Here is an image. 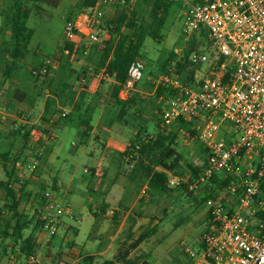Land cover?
<instances>
[{"label": "rangeland", "instance_id": "1", "mask_svg": "<svg viewBox=\"0 0 264 264\" xmlns=\"http://www.w3.org/2000/svg\"><path fill=\"white\" fill-rule=\"evenodd\" d=\"M43 2L41 6L45 14L37 16L33 13L27 22L28 27L35 31L30 46L31 52L25 60L18 63L11 78L4 77L5 64L0 58V109L8 114V119L3 124L0 119V132L5 135V138L0 141V150L12 153L10 163L6 164L8 169H12L13 159L20 157V164L15 167V171L22 172L21 178L17 175L22 183L26 180L29 182L28 192L33 195L51 193L55 201L62 207L70 208L73 214H64L60 217L56 233L49 235L45 228L38 226L37 211L42 207L37 203V198L32 196L28 201H24L20 211L28 225L23 231L22 239L8 238L3 242L0 240V264L4 262L25 264L27 257L22 254L21 248L31 235L39 244L38 253L34 254L37 264H84L81 256L98 254L96 247L99 248L100 242L95 240L100 239L102 248H107L112 238H116L124 220L118 216L116 218L111 216L109 220L104 219L103 213L107 210L103 212L101 209L103 205H99V198L89 191L91 176L88 175L95 168L88 155L90 150L97 151L102 147V142L99 139H93L87 147L84 146L85 143H82L81 138L82 130L78 124L79 115L73 114L70 106L65 107L69 112L67 116L69 119L66 122L60 121L58 127L55 125L53 127V123L61 119L59 114L62 112L60 109L62 103L60 107L56 105L53 109L50 125L45 126L42 123L45 102L49 99V95H52L50 88L55 89L61 81L66 80L65 77L68 75L66 82L72 86V92L76 93L77 97L84 92L88 93V100H92L100 109L99 119L97 117L96 120V133L103 136L107 132L106 128H110L114 137H119L117 140L119 143L116 145L124 152L131 138L138 131L147 132L144 134L145 140L155 138L159 132H162L159 125L161 105L155 98L152 82L161 73L170 55L176 54V50L185 46L183 23L188 5L186 0H175L164 28V41L157 43L148 38L145 42L141 60L145 69L144 75L131 95L136 105L128 111L127 116L121 118L120 109L113 99L115 84L89 74L81 76L86 66L94 65L96 52L105 45L106 41L91 45L87 40L79 41L75 55L70 61V70L61 71L59 64L57 69L52 70L51 81L48 84L42 79L37 82L32 76L34 68L40 66L46 57H62L65 50L66 23L70 22V19L81 18L84 13L79 7V0H43ZM114 2L118 4L117 9L111 10L106 6L103 8L105 17L102 26L115 20L124 6L120 0H114ZM33 5L32 1L29 2L28 8L33 10ZM133 7L138 9L142 18H148L150 7L144 0H134ZM5 8L6 0H0V52L3 42L8 39V34L3 32ZM86 45L89 46L88 49ZM82 77L89 81V85L80 84ZM21 119L32 122L28 127L31 131L28 141L16 133L23 127L24 123ZM176 128L175 126L174 130ZM177 150L183 157L181 171L184 173H190V168H200L208 156L205 146L197 141L188 145L179 142ZM108 156L107 165L119 166V170H122L118 175L119 179L125 176L126 181L131 184V193L127 195L129 206H124L125 209L121 210V214L125 213V216L132 209L131 217L127 220L126 226L121 229L115 245L120 246L126 241L130 244L142 233L156 228L157 231L152 237L131 251L130 258L133 261L137 264L144 262L193 264L185 249L199 248L205 230L208 207L200 201L204 189L191 191L179 187L165 196H154L146 189L147 180L141 178L132 181L130 179L131 170L135 166L134 162L123 159L116 152L108 153ZM35 161H38V169L31 172L30 167ZM85 169H89V173H85ZM103 170L106 173L107 167L104 165ZM75 175L77 177L74 182H70ZM6 180V168L0 159V181ZM56 180L63 181L65 188H72V193L67 194L65 190L58 195L55 188ZM6 203H8L6 194L0 187V213L3 214L4 219L9 220L11 215L4 213ZM89 211L98 213L100 218L96 220ZM131 224L133 231L130 230L129 234L127 226ZM87 241L89 243L85 248ZM88 246L96 247L88 251ZM118 249L112 250V253L106 256L107 259L114 258ZM98 262H101L100 259Z\"/></svg>", "mask_w": 264, "mask_h": 264}, {"label": "built area", "instance_id": "2", "mask_svg": "<svg viewBox=\"0 0 264 264\" xmlns=\"http://www.w3.org/2000/svg\"><path fill=\"white\" fill-rule=\"evenodd\" d=\"M186 3L185 46L176 50V61L152 83L175 93L158 100L162 131H175L178 143H202L208 156L194 180L160 171L172 188L186 184L191 191L203 188L215 195L205 203L208 211L201 246L185 249L193 264H264V0ZM104 6L112 10L118 4L102 0L95 8L83 11L81 18L66 23L65 46L74 43L77 47L82 40L89 45L107 40V33L100 30ZM194 40L197 48L186 55ZM186 56L190 74L183 81L178 63ZM58 66L56 59L46 57L40 72L33 70L32 75H41L43 80ZM144 70L142 63L131 68L119 100L131 98ZM95 77L116 83L104 71ZM80 84L86 86L89 81L82 77ZM60 109L59 117L68 115L66 108ZM0 119L2 124L7 121L5 110L0 109ZM21 120L24 124L28 121ZM37 167L35 161L30 171ZM104 175L99 169L95 178ZM216 179L226 183L223 189L212 188ZM45 196L38 221L53 235L59 218L73 212L55 201L51 193ZM26 264H37V258H27Z\"/></svg>", "mask_w": 264, "mask_h": 264}, {"label": "trees", "instance_id": "3", "mask_svg": "<svg viewBox=\"0 0 264 264\" xmlns=\"http://www.w3.org/2000/svg\"><path fill=\"white\" fill-rule=\"evenodd\" d=\"M31 1L34 4L33 10L28 8V3ZM101 1L102 0H79V7L82 11H85L95 8ZM120 1L124 6L121 8L118 17L115 20L107 22L105 26H101L100 28V30L107 33L105 45L96 52L97 57L94 65L86 66L81 76H86L88 74L96 76L104 71L108 76L114 77L116 83L113 88V99L115 105L120 109L119 116L124 118L127 116L128 111L136 105V101L134 98H130L128 101L119 100V92L123 89L131 68L141 63L146 40L150 38L157 43H162L164 41V28L170 16L171 9L175 4V0H144L150 7L148 18H142L138 9L132 8L134 0ZM42 3H44L43 0H6L3 32H5L6 35L8 34V39L3 42L0 52L1 61L5 64V69L3 71L5 78H11L18 67V63L25 60L31 52L30 46L35 31L28 27L27 22L33 13L37 16L45 14V10L41 6ZM71 20L72 19L69 21ZM196 48L197 45L194 40L189 44L188 49H186V55ZM65 51H67L68 54H66ZM75 52V44L69 43L66 44L62 57H51L58 61L61 71L68 72L71 68L70 61L75 55ZM176 59V54L172 53L168 62L164 63L161 73H164L167 67L175 62ZM40 66L35 67L34 70L40 72ZM188 68L186 56V58L178 63V69L183 81L189 77L190 72ZM51 72L52 70L43 78V82L46 84L51 81ZM192 76L194 75L192 74ZM41 77V75H38L36 81H40L42 79ZM67 78L68 75L65 79L67 80ZM66 80L61 81L60 85L56 86L55 89L52 90L50 88L49 91L52 92V95L50 94L49 99L45 102L42 123L45 126L50 125L53 109L56 105H58V107L62 105V108L70 106L72 107V113L79 115L78 124L79 128L82 130L81 138L82 140H87L90 137V133L93 131L92 121L97 107L92 100H88V93L84 92L77 97L76 93L72 92V86L67 84ZM152 87L155 89V98L157 100H159L160 97L175 95L172 90L164 87L159 86L156 88L155 85H152ZM60 103L62 104L60 105ZM67 116L62 117L57 122L53 123L52 126L54 127L55 125L58 127L61 122H66L69 119ZM31 124L32 122L28 120L26 124L16 132L18 136L22 135L25 141H28L31 136L30 128L28 129ZM146 133L145 131H138L136 135L131 138L127 150L120 154L123 159H128L135 163L134 168L131 170L130 179L132 181L141 178L147 180V191L154 196L162 197L176 188L169 186L167 175L160 171V169L173 172L177 176L190 177L192 180L198 178L200 168H190V173L181 171L183 157L177 150L178 141L175 131L170 133H166V131L159 132L155 138L150 140L144 139V134ZM4 138L5 135L0 132V141ZM0 159L4 162L7 175L6 181H0V187L5 192L6 199L8 200V203L4 206V213L11 215V218L7 220L4 219L2 216L3 214L0 213V240L8 238L22 239L23 231L28 225V222L24 221L25 216L20 211L23 202L28 201L33 196L37 198V203L43 207L46 196L45 194L40 195L38 193L35 195L31 194V192H28L29 182L26 180L25 183H22L21 179L17 177L15 174V167L20 164V157L13 159L12 169H8L6 165L10 163L12 159V153L10 151L3 152L0 150ZM128 165L131 166V164ZM90 175L94 176L95 171L93 170ZM225 185V182L216 179V181H213L212 188L221 190ZM180 188L189 190V186L186 184H182ZM214 197V194L208 190H204L200 197V201L206 203L208 199ZM106 208L107 206L105 205L101 207L103 212ZM39 213L40 211L38 210L37 215H39ZM94 215L98 217L99 214L95 213ZM2 222H4L3 227H1ZM38 226L43 227V223L39 221ZM156 231V228H153L150 232H144L130 244L127 241L124 242L113 259L105 260L101 264H137L130 258L131 251L137 249L143 242L152 237ZM199 246H201V242ZM38 249L39 245L36 242V238L31 235L25 240L21 252L25 257L29 258L38 253ZM82 259L84 264H94L96 257L86 256L82 257ZM143 264L148 263L144 262Z\"/></svg>", "mask_w": 264, "mask_h": 264}, {"label": "crops", "instance_id": "4", "mask_svg": "<svg viewBox=\"0 0 264 264\" xmlns=\"http://www.w3.org/2000/svg\"><path fill=\"white\" fill-rule=\"evenodd\" d=\"M110 82L114 83L112 81H110ZM99 110H100L99 108H96V111H95L96 114L94 113V115H93V121H92L93 131L90 133L89 139L82 140V143L84 142L85 143L84 146L87 147L88 146L87 144L89 142H91L93 139H99V141L102 142V144H101L102 147L98 148L97 151L90 150V154L88 156L90 157L91 161L94 164L93 167L95 169H92V171L94 170L95 174L99 169H103V165L107 167V170H106V173H105V176L103 179L102 178L97 179L94 177L95 175L94 176H91L90 174L88 175V176H91L90 177L91 178L90 179L91 184L89 186V189H90L89 191L91 193H94L95 195H97V197L99 198V205L107 206V208H106L107 211H105L103 213L104 219L109 220V218H111V216L115 217V218L118 216L120 219L124 218V220L121 224V227H120V231H118L117 235L115 236L117 238V236L121 233V229H123L126 226L127 220H129L131 217L130 215L132 213V209H130L125 216H124L125 213L121 214V210L125 209L124 206H126V207L129 206V203L127 202L128 201L127 195L131 193L130 192L131 191V184L126 181L125 176H123L122 178L119 179L118 175L122 171V170H119L120 169L119 166H114V167L112 166L111 167V166L107 165L108 161H109L108 153H115L116 152L118 154H121V153H123V150L116 145V143H119L117 141L119 137L115 138L114 135L111 133L112 131L110 128H106L105 131H107V132L105 134H103V136L101 135L102 137L98 133H96V124H97L96 120H97V117L99 115ZM98 119H99V117H98ZM47 129L52 130L50 128H47ZM115 140H116V142H115ZM86 151H88V150H86ZM109 167H111V168L109 169ZM18 173H16V171H15V174L18 175L19 177L23 175L22 172H20V171ZM124 174H125V172H124ZM125 175L127 176V174H125ZM76 177H77L76 175L73 176L71 178L70 182H74ZM38 181H41V179H38ZM55 188H56L58 195H60L62 193V191H65V190H66L67 194L72 193V188H70V187L65 188V184H63V181L57 182V180H56ZM89 213H90V215L94 216L96 220H98L100 218V215H98V217H96L94 215L96 212L94 213V212L89 211ZM96 224H97V222H96ZM132 226H133L132 224L127 226V230L129 232V234H130V230L132 229ZM133 229H134V227H133ZM132 231L133 230H131V232ZM116 238H112V240H111L112 242L107 245V248H102V244H101L100 239L95 240V241L100 242L99 248H97L96 246H94V247L88 246V251L92 248H95V247L98 250V254L95 255L96 259H95L94 264H101L103 261L109 260V259H107L106 256L109 253H112L111 252L112 250L121 247V245L120 246L115 245V243L117 241ZM88 240H89V237H88ZM1 241L3 242V240H1ZM88 243L89 242L87 241L85 248L87 247ZM114 246H116V248L113 249ZM77 247H79V246L77 245ZM88 256H92V255H88ZM82 257L83 256H81V258ZM84 257H86V256H84ZM97 258L100 259L101 262H98ZM4 264H14V262H12V263H10V262L5 263L4 262Z\"/></svg>", "mask_w": 264, "mask_h": 264}]
</instances>
